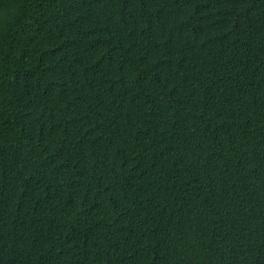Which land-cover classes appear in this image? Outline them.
Here are the masks:
<instances>
[{
  "label": "trees",
  "instance_id": "obj_1",
  "mask_svg": "<svg viewBox=\"0 0 264 264\" xmlns=\"http://www.w3.org/2000/svg\"><path fill=\"white\" fill-rule=\"evenodd\" d=\"M0 264H264V0H0Z\"/></svg>",
  "mask_w": 264,
  "mask_h": 264
}]
</instances>
